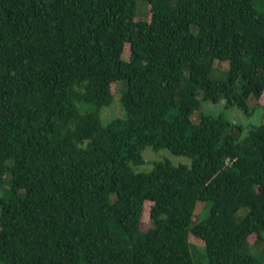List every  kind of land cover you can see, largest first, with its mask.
Here are the masks:
<instances>
[{
	"label": "trees",
	"instance_id": "16d2710c",
	"mask_svg": "<svg viewBox=\"0 0 264 264\" xmlns=\"http://www.w3.org/2000/svg\"><path fill=\"white\" fill-rule=\"evenodd\" d=\"M142 1L146 21L135 0H0L1 264H201L189 235L206 264H264L248 253L264 233V124L241 139L223 115L194 116L199 92L264 113V13ZM120 82L125 118L103 126ZM146 147L191 165L136 173Z\"/></svg>",
	"mask_w": 264,
	"mask_h": 264
},
{
	"label": "rangeland",
	"instance_id": "374dc122",
	"mask_svg": "<svg viewBox=\"0 0 264 264\" xmlns=\"http://www.w3.org/2000/svg\"><path fill=\"white\" fill-rule=\"evenodd\" d=\"M175 1V0H174ZM254 9L259 13H264V0H257L254 4ZM135 15L136 18L140 21H146L148 17L147 4L142 0H135ZM229 69V64L227 61H214L211 65L210 78L212 80L225 81L227 79V73ZM115 96L111 104L107 107H102L99 110L101 123L103 126L111 123L114 120L124 119L125 112L120 103V97L122 92L126 89V83L120 82L116 83ZM197 99L200 101L199 111L194 113V116L202 113L211 117H218L223 115L224 118L232 125L239 126L242 128L241 139L246 136V134L254 127L264 124V113L263 110L255 105L250 107V115L247 116L243 111L235 107H226L224 100H220L217 103H211L209 101H203L202 94L199 92ZM80 111L85 110H95L96 107L92 104L86 103H77ZM194 118V117H193ZM196 118V117H195ZM142 157L144 163L137 167H132L134 172L139 174H147L151 172L152 166L156 162L167 161L173 166H186L190 167L191 160L184 156H174L167 149H161L159 151H154L149 147H146L142 151ZM246 212V209H241L238 212V216H243ZM197 220H201L204 215V205H198L196 209ZM204 214V215H203ZM203 215V216H202ZM189 243L194 246L195 252L198 254H203L204 245L203 242L195 239L192 235H189ZM250 243H253V239H250ZM191 250V249H190ZM193 249L191 250L192 255L194 256L195 261L201 262V264H206L207 259L204 256L202 259ZM251 256L255 257L257 260H262L264 256V233L262 234V240L250 248L248 252ZM1 264V263H0Z\"/></svg>",
	"mask_w": 264,
	"mask_h": 264
}]
</instances>
